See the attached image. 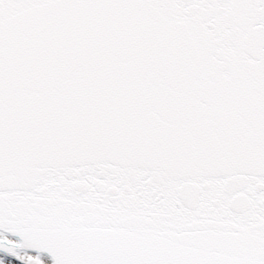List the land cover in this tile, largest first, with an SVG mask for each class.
Returning <instances> with one entry per match:
<instances>
[{"label":"snow or ice","instance_id":"6c2138e0","mask_svg":"<svg viewBox=\"0 0 264 264\" xmlns=\"http://www.w3.org/2000/svg\"><path fill=\"white\" fill-rule=\"evenodd\" d=\"M0 264H264V0H0Z\"/></svg>","mask_w":264,"mask_h":264}]
</instances>
